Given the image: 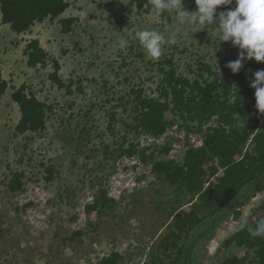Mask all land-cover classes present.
Masks as SVG:
<instances>
[{
    "label": "rangeland",
    "instance_id": "rangeland-1",
    "mask_svg": "<svg viewBox=\"0 0 264 264\" xmlns=\"http://www.w3.org/2000/svg\"><path fill=\"white\" fill-rule=\"evenodd\" d=\"M68 2L67 15L78 18L70 32L61 31L57 20L61 15L35 23L24 34L0 23V67L8 84L0 96V264H88L111 251H119L125 264H142L170 221L151 201L156 188L164 191L163 196L169 191L153 170L156 161L169 158L160 154L167 133L135 136L127 132L123 122L132 119L128 105L125 110L114 108L118 114L110 128L106 110L131 87L140 84L151 93L158 80L155 64L164 55H172L180 66L204 56L220 67L224 57L236 60L240 49L231 41L218 43L216 18L203 28L179 25L174 10L158 13L151 3L137 9L129 0ZM145 29L165 38L157 59L148 58L135 39V33ZM34 37L58 60V74L69 85L68 91L48 78L53 70L50 60L43 67L27 66L21 44ZM121 39L127 41L123 47ZM22 83L39 99L54 104L41 133L15 131L20 111L11 92ZM180 122L177 119L170 126L178 131L170 149L179 162L186 146L203 145L194 136L184 138L187 132ZM82 127L88 129L87 135ZM124 135L138 143V150L148 145L144 160L133 156L114 162L106 157L105 146L113 150ZM16 172L24 173L22 187L12 191L10 181ZM100 184L115 200L101 217L97 209L89 208ZM263 193L257 192V201L240 208L242 219L255 214ZM240 226L239 220L223 223L200 248L201 264H226L242 257L244 251L237 246L224 245V239Z\"/></svg>",
    "mask_w": 264,
    "mask_h": 264
},
{
    "label": "trees",
    "instance_id": "trees-1",
    "mask_svg": "<svg viewBox=\"0 0 264 264\" xmlns=\"http://www.w3.org/2000/svg\"><path fill=\"white\" fill-rule=\"evenodd\" d=\"M149 4L150 0H129V5L137 9L147 8ZM183 6L188 11L197 10L195 0H183ZM68 7L67 0H0V20L9 24L14 32L25 33L35 23L57 19ZM224 10L221 6L217 12ZM77 21L78 18L72 16L58 18L62 32L72 31L71 26ZM23 55L29 67H43L50 60L53 70L48 78L57 87L69 90V85L58 74V60L47 52L38 38L26 41ZM229 61L224 57L219 67L204 56H198L193 64L188 61L180 66L172 55H164L155 64L158 80L151 93L140 84L131 87L116 97L115 103L106 110L110 128L117 119L118 112L114 108L122 106L125 110L128 105L132 119L123 122L127 132H134L135 136L167 133L160 154L169 158L156 161L153 170L160 185L168 187L169 191L163 196L164 191L159 193L156 188V193H151V201L157 202L155 208L163 211L170 221L167 232L155 248L147 250L142 264H201L200 248L229 219L239 220L241 226L224 239V245H235L244 255L226 264H264V236L253 237L248 231L264 220V196L252 217L242 219L240 212L257 192L264 190V114L258 112L255 89L250 87L254 72L263 69L264 63L247 61L233 74L225 67ZM7 85L0 67V96ZM78 91H83L81 86ZM11 100L20 111L16 133H41L46 129L54 104L39 99L26 83L13 88ZM177 119L187 132L184 138L189 140L194 136L203 143L200 147L186 146L180 162L173 159L170 149L172 141H176L174 133L178 132L170 126L177 123ZM81 130L88 134L86 127ZM126 135L117 141L113 150L105 146L106 157H112L114 162L133 156L144 160L148 145L138 150V143ZM23 175L22 172L14 173L10 181L12 191L21 189ZM214 177L215 180L210 181ZM155 196L159 199L154 200ZM95 200L89 208L97 209L99 217L115 202L108 197L103 184ZM88 264L125 263L119 251H111Z\"/></svg>",
    "mask_w": 264,
    "mask_h": 264
},
{
    "label": "clouds",
    "instance_id": "clouds-1",
    "mask_svg": "<svg viewBox=\"0 0 264 264\" xmlns=\"http://www.w3.org/2000/svg\"><path fill=\"white\" fill-rule=\"evenodd\" d=\"M150 3L158 13L174 10L179 25H199L205 28L214 23V18L218 19V27L214 29L218 43L231 41L233 46L240 49L237 59L225 65L233 74L240 71L244 60L254 59L264 63V0H195L196 11H188L183 6V0H150ZM221 6L226 10L220 11L217 17V10ZM135 39L148 58L157 59L161 56L165 38L159 32L140 30L135 33ZM172 42L175 43L174 37ZM126 44V40H120L121 47ZM253 75L254 82L250 87L255 89V106L260 114H264V69L255 71ZM248 231L253 237L264 236V220Z\"/></svg>",
    "mask_w": 264,
    "mask_h": 264
},
{
    "label": "crops",
    "instance_id": "crops-1",
    "mask_svg": "<svg viewBox=\"0 0 264 264\" xmlns=\"http://www.w3.org/2000/svg\"><path fill=\"white\" fill-rule=\"evenodd\" d=\"M68 1V0H67ZM67 13H68V9L63 13V14H61V16H60V18H63V17H67V16H70L69 14L67 15ZM75 16V15H74ZM58 20V19H57ZM0 23L1 24H3L2 22H1V20H0ZM31 31V30H30ZM25 33H29V32H25ZM24 34V33H23ZM16 36V35H15ZM14 36V37H15ZM13 39V38H12ZM22 45V48L24 47V44L22 43L21 44ZM41 45L43 46V43H41ZM44 47V46H43Z\"/></svg>",
    "mask_w": 264,
    "mask_h": 264
},
{
    "label": "built area",
    "instance_id": "built-area-1",
    "mask_svg": "<svg viewBox=\"0 0 264 264\" xmlns=\"http://www.w3.org/2000/svg\"><path fill=\"white\" fill-rule=\"evenodd\" d=\"M70 16H72V15H70ZM67 17H69V16H67ZM72 17H76V16H72ZM164 135V134H163ZM260 192H264V190H261ZM263 196H264V193L262 194ZM257 197H258V195L255 197V198H253L252 200H255V201H257Z\"/></svg>",
    "mask_w": 264,
    "mask_h": 264
},
{
    "label": "flooded vegetation",
    "instance_id": "flooded-vegetation-1",
    "mask_svg": "<svg viewBox=\"0 0 264 264\" xmlns=\"http://www.w3.org/2000/svg\"><path fill=\"white\" fill-rule=\"evenodd\" d=\"M37 191V190H36ZM42 200V199H41ZM36 200H34V202H35ZM95 203V202H94Z\"/></svg>",
    "mask_w": 264,
    "mask_h": 264
}]
</instances>
